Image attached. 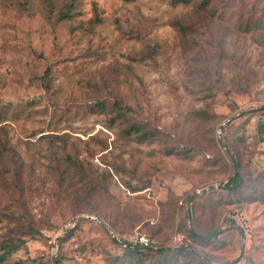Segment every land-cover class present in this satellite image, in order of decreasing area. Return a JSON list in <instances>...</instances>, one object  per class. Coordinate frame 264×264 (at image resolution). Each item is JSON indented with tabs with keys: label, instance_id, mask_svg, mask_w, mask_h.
I'll return each instance as SVG.
<instances>
[{
	"label": "rangeland",
	"instance_id": "rangeland-1",
	"mask_svg": "<svg viewBox=\"0 0 264 264\" xmlns=\"http://www.w3.org/2000/svg\"><path fill=\"white\" fill-rule=\"evenodd\" d=\"M114 99L162 134L105 125L91 105ZM263 107L264 0H0V129L21 165L18 184L0 176V241H25L0 264H55L49 235L75 216L58 264L156 262L111 232L198 256L162 264H264ZM62 146L105 180L102 202L53 169ZM232 157L255 185L247 198L224 186Z\"/></svg>",
	"mask_w": 264,
	"mask_h": 264
},
{
	"label": "trees",
	"instance_id": "trees-1",
	"mask_svg": "<svg viewBox=\"0 0 264 264\" xmlns=\"http://www.w3.org/2000/svg\"><path fill=\"white\" fill-rule=\"evenodd\" d=\"M173 1L180 2V1H188V0H173ZM64 15L66 14L63 13V16ZM47 72H45V75ZM44 77L45 76L43 75L42 78L44 79ZM44 87L47 89L46 84H44ZM91 108L97 109L98 112L104 115L103 118L105 125L119 127V131H121V133L124 134L126 137H129V139L136 140L138 142H143V141H149L151 139H156L157 137H159L160 134H162V132L157 130L156 128L150 127L146 125V123L141 122L139 119L134 118L131 114L130 106L123 104L121 100L114 99L111 102V104L106 103L104 100H97L93 105H91ZM180 151L181 153L185 154L182 150ZM16 153L17 152L14 146L9 142L7 136L0 129V176H6L10 178L14 184H18V175L21 171L20 161ZM48 154H49V159H51L53 161V164L55 165L53 166V169L55 168L58 169L59 171V168H61L59 164L63 165L60 176L62 174H65L67 169L72 170V172L76 173L80 178H83L82 181L84 184L88 185V192L90 194L89 197L94 199L93 202L100 203L103 201L101 198L103 197V193H106L107 191V185L104 184L105 180L101 177L90 178L89 180L86 179L87 176H85L84 168L81 165L82 163L80 160H78L77 156L74 153L67 151L66 148L62 146L61 149L50 147L48 150ZM232 161H233L234 171L233 174L228 178L224 186L232 190L233 189L240 190V194L243 195L244 198H247L248 195L251 194V192H248L249 189L253 190L255 188V185L254 186L252 185L249 176L244 175L243 171L240 169V163L236 161L233 157H232ZM258 185H259L258 191L261 197H263L264 188H261L259 183ZM95 210L96 208L93 207L91 208V211H95ZM68 220H65L64 222ZM64 222H62V224ZM72 229L74 228H71L60 239H64ZM181 230L185 231L188 237L196 240L203 239L204 237L208 238L211 236H215L217 233V231L214 230L206 233L205 235L204 234L200 235V234H196L194 229H190V228L184 229V225L181 226ZM111 238L114 242H117L120 245H122V247L125 250V253H127L129 257L135 259L136 262H140V263H144L147 257L149 258L156 257V262L153 264H162L163 262H166L169 259L174 260V258L177 255L183 253L186 256H194V257L197 256L195 254V251L191 249L185 250L184 247L182 246L176 247L175 249L164 246L153 248V246L146 247L139 244H132L126 239L117 238L116 240L115 237H111ZM24 244L25 241L19 236H14L13 233L6 234L0 241V259H4L6 255L11 254L13 251L19 249ZM60 258L61 256L58 251L54 263L58 264Z\"/></svg>",
	"mask_w": 264,
	"mask_h": 264
},
{
	"label": "built area",
	"instance_id": "built-area-1",
	"mask_svg": "<svg viewBox=\"0 0 264 264\" xmlns=\"http://www.w3.org/2000/svg\"><path fill=\"white\" fill-rule=\"evenodd\" d=\"M80 216H75L68 221L64 222L59 229L54 230L53 232L50 233L49 238H48V257L49 259L55 261L57 254H58V238L61 237L67 229H70L79 222ZM91 219L96 220L97 222L104 223L106 224L105 221L102 219L91 216ZM112 235L116 238L117 236L111 232ZM130 243L132 244H139L142 246H153L154 241L151 240L145 233H140L137 234L134 238L127 239Z\"/></svg>",
	"mask_w": 264,
	"mask_h": 264
}]
</instances>
